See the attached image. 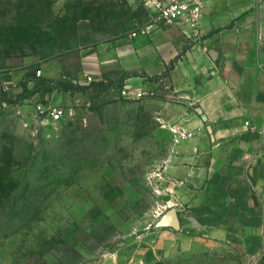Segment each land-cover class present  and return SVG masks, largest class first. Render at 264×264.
<instances>
[{"label":"rangeland","instance_id":"obj_1","mask_svg":"<svg viewBox=\"0 0 264 264\" xmlns=\"http://www.w3.org/2000/svg\"><path fill=\"white\" fill-rule=\"evenodd\" d=\"M159 28L127 0H0V75L15 81L0 86V264H242L230 244L178 238L202 236L182 212L177 232L154 228L168 204L161 110L179 101L167 79L179 49L139 58L152 71L141 73L152 90L139 98L126 86L134 73H84L88 48L100 54Z\"/></svg>","mask_w":264,"mask_h":264},{"label":"crops","instance_id":"obj_2","mask_svg":"<svg viewBox=\"0 0 264 264\" xmlns=\"http://www.w3.org/2000/svg\"><path fill=\"white\" fill-rule=\"evenodd\" d=\"M147 7L150 21L155 11ZM159 27L149 39L136 35L100 54L88 48L84 73L96 78L114 66L134 73L126 80L134 93L152 90L141 75L152 71L139 58L159 49L171 59L179 49L167 78L179 101L161 111L188 138L170 144L164 157L165 212H182L202 235L184 231L178 238L185 242L230 244L242 264H264V0H206L198 37L180 22ZM13 78L0 75V86L11 91Z\"/></svg>","mask_w":264,"mask_h":264},{"label":"built area","instance_id":"obj_3","mask_svg":"<svg viewBox=\"0 0 264 264\" xmlns=\"http://www.w3.org/2000/svg\"><path fill=\"white\" fill-rule=\"evenodd\" d=\"M142 5L150 6L154 9L155 15L150 18L149 23L156 26L162 25H173L174 23L180 22L190 32L191 36H199V21L202 15L204 4L206 0H130ZM143 30L142 28L139 30ZM138 30H134L130 33V37H135ZM35 77H40V70L34 72ZM123 96L128 97V91L124 90L121 92ZM145 93L136 92L129 97L139 98ZM1 104V99H0ZM49 119L56 121L61 116V111L52 109L48 113ZM171 134L172 143L177 144L188 138V134L180 129L176 125L168 127Z\"/></svg>","mask_w":264,"mask_h":264},{"label":"water","instance_id":"obj_4","mask_svg":"<svg viewBox=\"0 0 264 264\" xmlns=\"http://www.w3.org/2000/svg\"><path fill=\"white\" fill-rule=\"evenodd\" d=\"M28 87L29 88L31 87V83H29ZM188 221L190 222L192 227H198V224L196 223L194 218H188ZM164 227H170L176 231L179 230L180 228L179 219L174 208L168 209L163 215H161L158 221L154 224V228H164Z\"/></svg>","mask_w":264,"mask_h":264},{"label":"trees","instance_id":"obj_5","mask_svg":"<svg viewBox=\"0 0 264 264\" xmlns=\"http://www.w3.org/2000/svg\"><path fill=\"white\" fill-rule=\"evenodd\" d=\"M41 11H42V10H41ZM44 13L46 14L47 12L44 11ZM48 19L51 20V19H54V18H53V16H49ZM49 24H50V22L48 21V23H47V25H46V27H47L46 30H49V28H50V25H49Z\"/></svg>","mask_w":264,"mask_h":264}]
</instances>
